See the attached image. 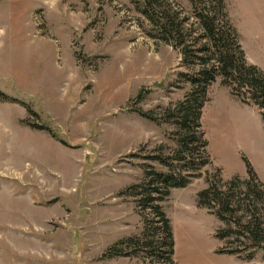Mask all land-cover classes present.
Wrapping results in <instances>:
<instances>
[{
	"label": "rangeland",
	"instance_id": "374dc122",
	"mask_svg": "<svg viewBox=\"0 0 264 264\" xmlns=\"http://www.w3.org/2000/svg\"><path fill=\"white\" fill-rule=\"evenodd\" d=\"M141 1L0 0V264H167L145 247L139 196L127 189L150 169L167 171L154 158L178 148L165 111L187 101L185 73L200 68L186 63L178 37L161 40ZM214 1L163 0L194 51L204 43L196 9ZM222 4L246 60L264 70V0ZM202 105L210 163L161 202L172 260L264 264V240L253 246L243 231L252 200L225 222L198 198L213 180H247L246 161L264 184L261 113L221 76ZM226 229L240 232L222 237Z\"/></svg>",
	"mask_w": 264,
	"mask_h": 264
},
{
	"label": "trees",
	"instance_id": "16d2710c",
	"mask_svg": "<svg viewBox=\"0 0 264 264\" xmlns=\"http://www.w3.org/2000/svg\"><path fill=\"white\" fill-rule=\"evenodd\" d=\"M134 1L137 3L140 0ZM217 1H214L211 7L196 9L199 19L197 30L200 32L197 40H204L197 51L186 45L182 21H179L178 15L172 14L169 8L163 7V0L141 1L142 13L159 30L161 40L170 41L178 37V42L175 43L178 47H183L181 53L186 63H196L200 68L197 72L185 73L193 85L187 101L165 111V117L172 120L178 128V148L173 156L157 155L154 158L165 165L167 171L150 169L140 184L127 189L139 196L137 202L142 210L145 233L148 235L145 247L150 248L153 256L157 258L164 256L167 264H175L172 260L174 240L170 220L162 209L161 202L170 194L171 188L185 187L192 178L199 177L202 168L210 163L205 150L207 141L203 139L200 130L201 109L207 87L217 76H221L223 84L231 88L234 96L260 111L264 125V70L246 60L239 43V35L227 20L222 0ZM140 113L146 118H153L149 113ZM246 165L249 174L247 180L242 181L235 177L226 184L221 183L220 179L213 180L199 193L198 198L201 206L211 209L225 222L234 217L243 199L252 200V219L245 225V230H242L250 236L253 246H259L261 240H264V228L258 212L262 211L264 215V204L258 207L257 202L264 203V184L256 180L248 161ZM241 185L244 186V191L240 190ZM223 186L227 188L224 190ZM238 232L240 231L226 229L221 234L222 237H228L237 235ZM139 240L135 238L134 241H128L137 245ZM236 252L238 251H230Z\"/></svg>",
	"mask_w": 264,
	"mask_h": 264
}]
</instances>
